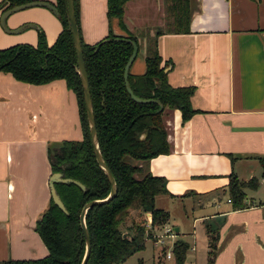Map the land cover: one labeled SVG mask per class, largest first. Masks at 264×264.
<instances>
[{
	"label": "crops",
	"instance_id": "crops-1",
	"mask_svg": "<svg viewBox=\"0 0 264 264\" xmlns=\"http://www.w3.org/2000/svg\"><path fill=\"white\" fill-rule=\"evenodd\" d=\"M167 2L124 0L121 21L137 41L129 71H141L142 59L134 69L131 63L137 52L143 57L144 37L165 25ZM104 4L76 0L79 35L86 43L104 35L108 25L122 32L115 18L106 20ZM188 5L186 31L161 30L154 37L159 63L169 61L163 67L167 84L192 85L188 101L197 110L185 120L176 107L162 115L168 151L144 163L163 176L166 188L153 196V204L169 216L167 204L155 203L158 195L193 199L189 205L196 211H187L191 218L180 221L182 229L166 219L175 227L172 239L187 244V264L207 262L205 227L216 232L212 264H264V198L250 195L256 186L244 187V205L231 208L225 189L229 173L240 180L252 175L264 187L257 160L264 154V0H188ZM23 22L29 25L12 32L0 26V47L34 43L36 28L50 43L61 26L41 5L14 9L3 18L10 29ZM64 138L79 139L80 128L74 94L63 79L28 83L0 70V264L46 253L33 229L48 198L45 147Z\"/></svg>",
	"mask_w": 264,
	"mask_h": 264
},
{
	"label": "trees",
	"instance_id": "trees-1",
	"mask_svg": "<svg viewBox=\"0 0 264 264\" xmlns=\"http://www.w3.org/2000/svg\"><path fill=\"white\" fill-rule=\"evenodd\" d=\"M28 0H0V10ZM165 28L157 26L146 35L143 46V66L140 72L128 70L126 79L133 94L152 100H133L123 87L122 66L131 48L136 45L135 36L121 21L124 0H105V17L115 18L122 32H114L108 25L104 35L89 44L80 39L76 21V0H72L77 35L87 88L94 120L97 146L102 159L114 180V194L106 201L88 206L84 213V225L88 233V254L84 264H124V258L141 248L150 231L143 227L142 212L148 211L150 225L166 221L165 209L154 206L153 196L166 192L163 176L151 173L144 163L148 157L168 151L162 115L166 109L177 108L179 118L187 119L197 109L190 106L188 96L192 85L170 86L165 80L163 67L169 62L160 61L155 47V35L161 30L186 31L190 5L188 0H167ZM57 9L60 29L50 43L36 28L35 42H14L0 47V70L13 77L33 83L61 78L71 89L77 104L80 138L60 140L45 147L48 168L59 171L82 183V189L71 181H54V189L62 202V212L52 200L34 220V231L39 235L46 253L36 258L5 259L3 264H77L83 252V236L77 213L85 200L103 197L109 188L105 175L95 163L87 136V123L81 101V88L75 72V56L70 40L64 0H52ZM134 52V53H135ZM134 55V54H133ZM134 57V56H133ZM259 176L264 179V154L257 156ZM257 180L250 175L236 179L229 173L225 189L231 208L244 205L243 188H255ZM127 220L130 234L120 229ZM206 229V264H212L215 252L216 232ZM171 264H182L187 244L182 239L171 242ZM155 264H163V247L157 248Z\"/></svg>",
	"mask_w": 264,
	"mask_h": 264
},
{
	"label": "water",
	"instance_id": "water-1",
	"mask_svg": "<svg viewBox=\"0 0 264 264\" xmlns=\"http://www.w3.org/2000/svg\"><path fill=\"white\" fill-rule=\"evenodd\" d=\"M28 5L46 6L48 9H51L55 15L58 14L57 9H55L54 5L52 4L50 0H28L24 2L14 3L2 9V11L0 12V26H2L4 30L12 32L15 29L22 28L24 25H29V22L21 23L17 25V27L10 29L4 26V23H3V18L6 14L12 12V10L14 9L26 7ZM64 9L66 12V22L68 24L70 40L72 41L73 53L75 56V72H77L79 84L81 88V101H82L83 108H84V117L87 123V136L89 137L90 149H91V152L93 153V157H94L96 165L98 166V168L101 169V171L105 175L107 183L109 184L108 191L103 197L91 198V199L85 200V202H83L82 206L80 207L77 213L80 232L82 233V236H83V248H82L83 252L77 264H84L85 258L89 251L88 249L89 239H88V233H86V229L84 225L83 213L85 209L91 204L106 201L108 198H110L114 194L116 184H114V180L111 176V173L109 169L106 167L102 159L101 153L99 152V149L97 146V139L95 136V128H94V120L92 117L91 104H90L89 93H88V88H87L86 72H84V68H83V61H82L81 50H80V40L78 39V35H77V27H76L75 20H74L72 0H64ZM130 44H131V48L127 54L128 56L121 69L123 87H125L126 92L133 100H136V101L152 100L159 104V102L155 98H148V97L140 98L136 96L135 94H133L130 87L128 86L127 79H126V73H127L126 69H127L129 62L132 60L134 56L133 54L136 49V45L133 40H130ZM54 181H59V182L71 181L74 184L78 185L81 189L83 185L82 183L78 182L77 180L71 177L62 176L59 171H51L49 173L47 177V182H46L48 186L49 198L52 200V202H54L57 205V207L62 212H65V208L54 189V185H52ZM173 229H175V227H173Z\"/></svg>",
	"mask_w": 264,
	"mask_h": 264
},
{
	"label": "rangeland",
	"instance_id": "rangeland-1",
	"mask_svg": "<svg viewBox=\"0 0 264 264\" xmlns=\"http://www.w3.org/2000/svg\"><path fill=\"white\" fill-rule=\"evenodd\" d=\"M23 23H25V22H23ZM158 27L161 29H164L165 25L158 26ZM1 28L3 29L2 26H1ZM4 31H6V30H4ZM7 32H9V31H7ZM141 59H142V57H141L140 51H139L136 53V57L133 60V62L131 63L130 67L134 69L136 64L138 63V61H140ZM250 195L253 196L254 199L264 198V187L262 186V184L258 183L256 185L255 190H250ZM166 197L167 196H165L164 194L158 195L156 197L155 203L167 204V211L169 213V216H168L169 221L168 222H171L170 223L171 225H174L175 223H177V225H179V229H182L181 225H180V221L183 220L184 223H188L190 221V218H191L190 215L188 214L189 212H187V211H191L192 214L195 213V211H196V208H193L192 206L189 205L190 200L193 201V199L187 200L186 198H182L181 201L180 200L175 201L173 199L169 200V198H166ZM221 197H223L222 199L224 200V198H225L224 194H222ZM183 211H185L186 215L183 214ZM127 220L128 219L126 218L123 221V223L120 226V229L125 227ZM185 238L189 239L187 236ZM157 253H158V250L155 247L151 246L150 240L148 238H144V241L142 243L141 248H138V249L132 251V253H130L129 255H127L124 258L123 263L124 264H155L154 260H155V255ZM201 259H202V257H201ZM185 260L186 261L188 260V254L185 257ZM163 264H171V262H169V260L167 258H164ZM182 264H187V262H184V260L182 259ZM196 264H199V263L196 262Z\"/></svg>",
	"mask_w": 264,
	"mask_h": 264
},
{
	"label": "built area",
	"instance_id": "built-area-1",
	"mask_svg": "<svg viewBox=\"0 0 264 264\" xmlns=\"http://www.w3.org/2000/svg\"><path fill=\"white\" fill-rule=\"evenodd\" d=\"M143 227L150 231L145 238L150 240L151 246L156 249L162 246L163 258L171 257L170 245L173 241L172 236L174 235L172 226L167 221H163V223L158 226L150 225V215L147 213V217L143 218Z\"/></svg>",
	"mask_w": 264,
	"mask_h": 264
}]
</instances>
